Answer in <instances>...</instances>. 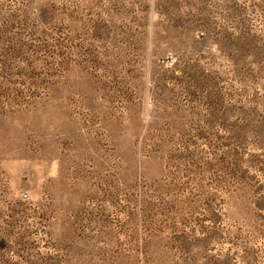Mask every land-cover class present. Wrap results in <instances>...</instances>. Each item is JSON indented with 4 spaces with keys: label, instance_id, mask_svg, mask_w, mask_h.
<instances>
[{
    "label": "rangeland",
    "instance_id": "rangeland-1",
    "mask_svg": "<svg viewBox=\"0 0 264 264\" xmlns=\"http://www.w3.org/2000/svg\"><path fill=\"white\" fill-rule=\"evenodd\" d=\"M0 264H264V0H0Z\"/></svg>",
    "mask_w": 264,
    "mask_h": 264
}]
</instances>
